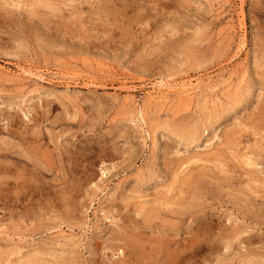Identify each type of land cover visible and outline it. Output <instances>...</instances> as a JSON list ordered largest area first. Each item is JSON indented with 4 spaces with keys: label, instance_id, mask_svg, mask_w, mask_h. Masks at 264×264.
Here are the masks:
<instances>
[{
    "label": "rangeland",
    "instance_id": "rangeland-1",
    "mask_svg": "<svg viewBox=\"0 0 264 264\" xmlns=\"http://www.w3.org/2000/svg\"><path fill=\"white\" fill-rule=\"evenodd\" d=\"M263 166L264 0H0V264H264Z\"/></svg>",
    "mask_w": 264,
    "mask_h": 264
},
{
    "label": "bare ground",
    "instance_id": "bare-ground-1",
    "mask_svg": "<svg viewBox=\"0 0 264 264\" xmlns=\"http://www.w3.org/2000/svg\"><path fill=\"white\" fill-rule=\"evenodd\" d=\"M16 5V4H15ZM49 9V8H48ZM53 10V9H52ZM189 84V83H188ZM216 103V102H215ZM214 116H216V115H214ZM221 117V116H220ZM213 118V117H212ZM217 118H218V116H217ZM222 118V117H221ZM214 121V120H213ZM219 122V121H218ZM167 129V128H166ZM176 129V128H175ZM182 130V129H181ZM180 129L178 130V133H176L175 134V132H177V130H173V134L176 136V135H181L182 137L184 136L185 138V143H186V146H189V145H191L192 143H194L195 142V140L198 138V133H196L194 130H195V128H192L191 130H186V131H181ZM167 131H169V129H167ZM173 135V136H174ZM180 137V136H179ZM182 137L180 138V140H183L182 139ZM200 139V138H199ZM39 141V140H38ZM194 141V142H193ZM35 142H37V140L35 141ZM181 143H182V141H181ZM204 143V142H203ZM202 144V143H201ZM193 145V144H192ZM233 145V144H232ZM230 146V145H229ZM260 146V145H259ZM38 148H39V146H38ZM229 148V147H228ZM13 151V150H12ZM177 152V151H176ZM67 153V152H66ZM195 155V154H194ZM254 155V154H253ZM191 156V155H190ZM208 156V155H207ZM211 156V155H210ZM216 157H217V155H215ZM251 157H252V154L250 155ZM239 157V156H238ZM254 158V157H253ZM252 158V160H251V158H246V157H243L242 159H241V163L245 166V167H254V166H256V160H254ZM256 158V157H255ZM46 160V159H45ZM35 161V160H34ZM217 161V160H216ZM219 164V163H218ZM37 165V164H36ZM208 165V164H207ZM188 166H189V164H188ZM192 166V165H191ZM196 166H198V165H196ZM210 166V165H209ZM59 167V166H58ZM264 167V166H263ZM36 168V167H35ZM41 168V167H40ZM165 168V167H164ZM191 168H193V167H191ZM197 168V167H196ZM42 169V168H41ZM40 169V170H41ZM198 169V168H197ZM203 169V168H202ZM207 169V168H206ZM251 169V168H250ZM253 169H256L255 167L253 168ZM40 170H38L37 171V175H40L41 177L43 176V173H42V170L40 171ZM188 170V169H187ZM45 171H46V169H45ZM189 171V170H188ZM44 172V171H43ZM172 172V171H171ZM194 172V171H193ZM193 172H191V173H193ZM202 172V171H201ZM209 172V171H208ZM261 172V171H260ZM187 173V172H186ZM189 173V172H188ZM200 173V172H199ZM190 174V173H189ZM202 174V173H201ZM204 174V173H203ZM207 174H209V173H207ZM225 174V173H224ZM187 175V174H186ZM206 175V174H205ZM205 175H200L199 177H205ZM260 175V174H259ZM190 176H191V178L193 177L192 175H188L187 177H185V180H186V178H187V180H188V182H189V178H190ZM179 177V176H178ZM198 177V178H199ZM222 177V176H221ZM227 177V176H226ZM197 178V177H196ZM142 179V178H141ZM148 179V178H147ZM155 179V178H154ZM180 179H182V177L180 178ZM202 179V178H201ZM237 179V178H236ZM199 180H200V178H199ZM203 180V179H202ZM258 180V179H257ZM35 181V180H34ZM155 181V180H154ZM254 181V180H253ZM2 182V181H1ZM182 184H180L179 185V187H181V186H184L185 185V182L182 180ZM191 182V181H190ZM198 182V181H197ZM201 182V181H200ZM229 182V181H228ZM3 183H4V181H3ZM3 183H1V184H3ZM8 183V182H7ZM152 183V182H151ZM193 183H194V181H193ZM192 183V184H193ZM203 183V182H202ZM201 183V184H202ZM179 184V183H178ZM189 185V184H188ZM79 186V185H78ZM161 186V185H160ZM202 186V185H201ZM204 186H206L205 184H204ZM208 187H209V185H207ZM238 186V185H237ZM7 187H8V185H7ZM22 187H24V185L22 186ZM186 187V186H185ZM200 187V186H199ZM215 187V186H214ZM9 188V187H8ZM139 188V187H138ZM193 188H195V187H192V189ZM196 188H198V187H196ZM201 188H204V187H201ZM206 188V187H205ZM10 189V188H9ZM132 189V188H131ZM199 189V188H198ZM207 189V188H206ZM224 189V188H223ZM260 189V188H259ZM7 190V189H6ZM170 190H171V188H170ZM169 190V191H170ZM191 189H189V191H190ZM200 190V189H199ZM184 191V190H183ZM195 191H198V190H195ZM195 191H193V192H195ZM220 191V190H219ZM167 192V191H166ZM181 192H182V190H179L178 191V195H176V194H168V195H161V197H159V200L157 201V203L156 204H153V205H156V208L154 209L153 207V210L151 209V210H146L145 208L144 209H140L139 210V208H138V210L139 211H137V213L139 214V215H141L142 216V220H143V222H144V224L143 225H146L147 223H149L150 222V220L151 219H149L148 217V215H149V213H152V211L154 212V215L156 216L155 218H160V216H164V217H174V219H178V221L177 222H179V221H181V220H183V216H184V213L183 212H185V207H187V205H185V207L183 206V204H182V197H181ZM201 191H199V193H200ZM169 193V192H168ZM186 193V192H185ZM190 193V192H189ZM166 194V193H165ZM201 194H203V193H201ZM252 194V193H251ZM142 195V194H141ZM158 195V194H157ZM188 195V194H187ZM186 195V197H188ZM206 195V194H205ZM257 195V194H256ZM160 196V195H159ZM185 197V198H186ZM205 197V196H204ZM59 198H60V196H59ZM190 199V198H189ZM216 199V198H215ZM62 200V203H63V200L64 199H61ZM154 200V199H153ZM246 200V199H245ZM65 201V200H64ZM155 201V202H156ZM192 201V200H191ZM185 202V201H184ZM190 202V201H189ZM4 203V202H3ZM62 203H60V205L62 204ZM147 203V202H146ZM152 203V202H151ZM186 203V202H185ZM252 203V202H251ZM259 203V202H258ZM262 203V202H261ZM64 204H66V201H65V203ZM63 204V205H64ZM112 204H113V202H112ZM187 204H188V202H187ZM190 204H192L191 202H190ZM63 205H61V206H63ZM74 205V204H73ZM114 205V204H113ZM133 205V204H132ZM132 205H130V208L132 207ZM226 205V204H225ZM256 205V204H255ZM67 206V205H66ZM115 206V205H114ZM114 206H112V207H114ZM125 206V205H124ZM259 206V205H258ZM60 207V206H59ZM99 207V206H98ZM135 207V206H134ZM62 208V207H61ZM125 208V207H124ZM193 208V207H192ZM73 209V208H72ZM75 209V208H74ZM115 209V208H114ZM194 209V208H193ZM119 210V209H118ZM127 210V209H126ZM126 210H125V213H126ZM129 210V209H128ZM128 210H127V212H128ZM188 210V209H187ZM199 210V209H198ZM120 211V210H119ZM132 211V209L129 211V212H131ZM135 210H133L132 212H134ZM189 211H191V209L189 210ZM195 211V210H194ZM107 212V211H106ZM188 212V211H187ZM187 212H186V214H187ZM201 212V211H200ZM135 213V212H134ZM136 213V214H137ZM190 213H193V212H190ZM195 213H196V211H195ZM198 213V212H197ZM26 214V213H25ZM72 214V213H71ZM102 214V213H101ZM105 214V213H104ZM103 214V215H104ZM190 215V214H189ZM193 215V214H192ZM204 216V215H203ZM248 216V215H247ZM254 216H256V215H254ZM138 217V216H137ZM153 216H151V218H152ZM195 217V216H194ZM119 218H120V216H119ZM154 218V217H153ZM185 218H186V216H185ZM189 218H190V216H189ZM259 218V217H258ZM263 218V217H262ZM164 219V218H163ZM173 219V218H172ZM256 219V218H255ZM78 220V219H77ZM137 220L138 219H135V222L137 223ZM142 220H140V221H142ZM160 220V219H159ZM167 220H169V219H167ZM198 220V219H197ZM140 221L138 222V225H139V223H140ZM153 221V220H152ZM170 221H171V219H170ZM195 221V220H194ZM260 221V220H259ZM133 222H134V220H133ZM132 222V223H133ZM142 222V223H143ZM154 223V222H153ZM160 223H162L161 221H160ZM181 223V222H180ZM165 224V223H164ZM195 224H196V222H195ZM220 224V223H219ZM156 224H154V226H155ZM162 225H163V223H162ZM247 225V224H246ZM255 225V224H254ZM16 226V225H15ZM156 226H158V224L156 225ZM239 226V225H238ZM143 227V226H142ZM165 227V226H164ZM250 227V226H249ZM253 227V226H252ZM261 227V226H260ZM168 228V227H167ZM245 228V227H244ZM19 229V228H18ZM226 229V228H225ZM170 230V229H169ZM234 231H236L235 229H233ZM247 230V229H246ZM253 230V229H252ZM228 233H230V232H228ZM232 233V232H231ZM236 234H240V233H237V232H235ZM242 233V232H241ZM246 233V232H245ZM253 233V232H252ZM242 234H244V233H242ZM205 235V234H204ZM226 235V234H225ZM229 236H230V234H228ZM227 235V236H228ZM232 235V234H231ZM129 236V235H128ZM177 236V235H176ZM197 236V235H196ZM237 236V235H236ZM250 236H252L253 237V235H250ZM195 237V236H194ZM230 237H232L233 238V236H230ZM203 238V237H202ZM195 239V238H194ZM252 240V239H251ZM25 241V240H24ZM55 241V240H54ZM171 241V240H170ZM51 242H53V240L51 241ZM141 242V241H140ZM201 242V241H200ZM247 242V241H246ZM252 242V241H251ZM5 243V242H4ZM230 243V242H229ZM157 244V243H156ZM164 244V243H163ZM17 245V244H16ZM158 245V244H157ZM165 245H167V244H165ZM194 245V244H193ZM196 245V244H195ZM194 245V246H195ZM229 245V244H228ZM242 245H243V243H242ZM248 245V244H247ZM56 246V245H55ZM54 246V247H55ZM236 246V245H235ZM49 247V246H48ZM237 247H239V246H237ZM242 247V246H241ZM261 247H262V245H261ZM263 247H264V245H263ZM47 248V247H46ZM49 249H51L50 247H49ZM78 249V248H77ZM126 249H127V251H128V253H129V257L131 258V259H133L134 261H136V256H135V248H134V246H133V244H128L127 246H126ZM168 249V248H167ZM251 249V248H250ZM19 250V249H18ZM29 250V249H28ZM28 250H27V252H28ZM75 250V249H74ZM160 250V249H159ZM164 251V250H163ZM121 252V255L123 254V252L122 251H120ZM119 252V253H120ZM17 253L18 254H20L18 251H17ZM33 253V254H32ZM32 253H29V255H26V256H29L30 257V260H28L27 261V263H26V261L24 262V263H26V264H49V262H48V260L50 261V262H52V261H58V255L55 253V252H53L52 251V249H51V251H47V252H45V253H42V251L41 252H37V251H35V252H32ZM74 253V252H73ZM1 254V253H0ZM9 254H11V253H9ZM61 255H62V252L60 253ZM164 254V253H163ZM234 254V253H233ZM245 254V253H244ZM2 255V254H1ZM21 255V254H20ZM64 255V254H63ZM67 255V254H66ZM154 255H155V253H154ZM235 255V254H234ZM241 255H243L242 253H241ZM247 255L249 256V253H247ZM246 255V256H247ZM25 256V257H26ZM68 256V255H67ZM75 256V255H74ZM158 256V255H157ZM163 256V255H162ZM238 256V255H237ZM245 255H243L242 257H244ZM245 256V257H246ZM258 256V255H257ZM12 257V256H11ZM23 257V256H22ZM47 257V258H46ZM71 257V255L69 256V258ZM73 257V256H72ZM138 257V256H137ZM165 257V256H164ZM233 257V256H232ZM252 257V256H251ZM253 257H255V256H253ZM240 258L241 257H239V260H240ZM261 258H263V257H261ZM5 259V258H4ZM10 259V258H9ZM28 259V258H27ZM68 259V258H67ZM112 259V258H111ZM161 259H163V258H161ZM178 259V258H177ZM64 260V259H63ZM69 260H71V259H69ZM139 260V259H138ZM167 260V259H166ZM165 260V261H166ZM237 260H238V258H237ZM238 260V261H239ZM248 260H251V258L249 259H244L243 258V260H242V258H241V261L243 262L242 264H254L255 263V261H257L256 259L253 261V260H251V261H253V262H250V261H248ZM60 261V260H59ZM73 261H74V263H75V261H77V260H75V259H73ZM148 261V260H147ZM161 261V260H160ZM164 261V263H167V262H165ZM173 261H175V260H173ZM177 261V260H176ZM129 262V261H128ZM233 262H234V264H235V261H234V259H233ZM14 263V262H13ZM23 263V261H21V259H20V256H18V259H17V262L15 263V264H24ZM70 263H72V262H70ZM69 263V264H70ZM134 263V262H133ZM259 263H261V262H259ZM52 264H54V263H52ZM122 264V263H121ZM126 264V263H125ZM157 264V263H156ZM240 264H241V262H240ZM262 264H263V262H262Z\"/></svg>",
    "mask_w": 264,
    "mask_h": 264
}]
</instances>
